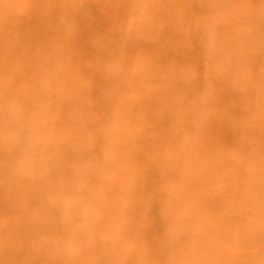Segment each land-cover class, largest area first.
Listing matches in <instances>:
<instances>
[{
  "label": "snow or ice",
  "instance_id": "6c2138e0",
  "mask_svg": "<svg viewBox=\"0 0 264 264\" xmlns=\"http://www.w3.org/2000/svg\"><path fill=\"white\" fill-rule=\"evenodd\" d=\"M23 7L28 31L0 29V87L7 101L0 110V264H264V0L105 6L119 9L117 27L138 21L147 43L139 53L130 51L117 32L97 39L100 55L87 48L95 4L28 0ZM171 30L180 31L184 53L196 42L207 78L187 55L149 75L151 45ZM113 68L119 78L108 75ZM257 72L258 168L256 112L248 102L257 93ZM226 85L234 89V106L218 113L214 97ZM146 98L150 107L142 103ZM56 110L65 117L61 154L108 164L107 181L96 170L86 175L97 196L67 214L64 204L80 188L78 174L36 164L39 146L25 138L20 123ZM217 123L233 131L231 140L205 135ZM50 128L54 134L56 126ZM28 185L42 194L38 201L25 197ZM105 193L119 213L112 244L126 253L122 260L83 258L90 233L76 228L100 209ZM244 207L247 215L235 211ZM95 245L103 256L107 243ZM42 247L47 258L38 256ZM220 255L235 258H212Z\"/></svg>",
  "mask_w": 264,
  "mask_h": 264
},
{
  "label": "bare ground",
  "instance_id": "6f19581e",
  "mask_svg": "<svg viewBox=\"0 0 264 264\" xmlns=\"http://www.w3.org/2000/svg\"><path fill=\"white\" fill-rule=\"evenodd\" d=\"M28 0H0V29L8 28L13 30H20L21 32L28 31L30 29L31 21L23 5H25ZM83 2V0H82ZM88 2L96 5V10L94 14V26L95 31L93 35L89 38L87 42V48L94 51L97 55H100L102 50L97 47V39L107 40L108 37L116 34L117 32L121 35L122 41L126 44L130 51L139 53L144 45L147 43V37L145 35V28L137 21H128L127 23L121 22L119 27L113 23L116 15L119 12L118 8L115 7H105L109 5H118L123 3H128L129 0H88ZM3 33L0 31V38H2ZM153 65L149 68L148 73L151 77L159 76L162 71L170 64H172L176 57L187 55L195 65L203 67V74L207 78V64L203 61L201 54L197 48L196 42L193 41L190 49L187 53L183 52L181 33L179 30H171L167 36L151 45ZM119 68H113L109 70L108 75L112 78H119ZM107 79V77H106ZM256 87L257 93L255 97H248V102L250 108L256 112V120L254 122L253 131L255 134V152L253 153V158L257 161L259 159V103L260 97L258 92L259 86V73L256 75ZM214 102L217 107V112H227L234 106V89L231 85H226L218 88L216 95L214 97ZM7 101L3 94V89L0 87V110H2ZM59 103V102H58ZM145 107H150L152 104L151 99L146 98L143 102ZM215 115V114H214ZM24 128L25 138L31 144L38 145L39 150L35 157V162L41 166H47L52 168H63L66 173L71 177L73 175L79 176L80 188L78 193L72 198L71 202L64 204V212L70 213L74 206H79L84 208L90 199L97 196V190L92 189L86 181L87 173L96 170L98 173L103 174L105 181H107V162L103 164H98L95 162H84L73 155L70 159H66L61 152L58 150V145L63 141V129L65 127V117L64 114L59 111H51L47 113H37L31 119H23L20 122ZM54 124L56 126L55 133L53 134L50 125ZM4 131V124L0 121V136H2ZM146 134V133H145ZM215 134L219 136L225 142L232 139L234 133L233 131L225 125L217 123L206 131L205 135ZM130 150L135 148V139L131 138V142L128 144ZM4 150L3 140L0 139V152ZM227 150L223 151V156H227ZM19 156L27 161L29 159V154H26L23 148L19 152ZM192 166L196 167L197 163L192 162ZM24 171L27 172V166L24 167ZM5 180V175L2 170H0V189H2ZM258 172L256 180V191L258 194ZM24 195L26 198L32 199L33 201H38L41 198V193H39L34 185H28L24 189ZM57 197L60 198V193L57 192ZM235 211L242 212L247 215L249 213L248 208H236ZM118 210L111 206L110 198L104 194V201L100 209L97 211L93 209L89 214V220L86 224L77 226V231H87L90 233V240L85 245L88 252L83 258L86 259H112V260H122L127 258L126 253L118 246L112 244L114 239V226L116 222V217L118 216ZM258 215V212H257ZM103 240L107 243V251L101 256L98 255L96 250L95 241ZM38 243H40L38 241ZM38 256L47 258L49 256V251L46 248H41ZM213 259H229L235 258L227 255H220L212 257Z\"/></svg>",
  "mask_w": 264,
  "mask_h": 264
}]
</instances>
